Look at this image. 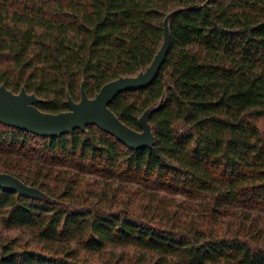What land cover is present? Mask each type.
I'll use <instances>...</instances> for the list:
<instances>
[{"label": "trees", "instance_id": "16d2710c", "mask_svg": "<svg viewBox=\"0 0 264 264\" xmlns=\"http://www.w3.org/2000/svg\"><path fill=\"white\" fill-rule=\"evenodd\" d=\"M175 10L156 78L109 105L138 131L155 108L153 146L0 121V172L47 194L0 187L30 235L0 232L3 264H264V0H0V86L66 111L145 70Z\"/></svg>", "mask_w": 264, "mask_h": 264}, {"label": "water", "instance_id": "95a60500", "mask_svg": "<svg viewBox=\"0 0 264 264\" xmlns=\"http://www.w3.org/2000/svg\"><path fill=\"white\" fill-rule=\"evenodd\" d=\"M175 12L176 10L165 18V37L160 50L151 64L137 75L122 76L105 83L95 97H90L82 85L80 100L75 101L69 96V109L59 113L41 110L37 104L42 99L35 93H29L26 88L16 93L2 84L0 121L44 136H62L77 128L86 129L88 125H97L131 148L153 146L155 136L149 119L155 108L148 109L142 114L139 120L142 130L138 131L125 124L109 105L119 93L146 87L156 78L169 51V20ZM0 187L31 197L47 196L40 188L6 172H0ZM0 264H3V256L0 258Z\"/></svg>", "mask_w": 264, "mask_h": 264}, {"label": "rangeland", "instance_id": "374dc122", "mask_svg": "<svg viewBox=\"0 0 264 264\" xmlns=\"http://www.w3.org/2000/svg\"><path fill=\"white\" fill-rule=\"evenodd\" d=\"M0 232L9 236H22V235H26L27 237L30 236L29 234H27L28 232L24 229H5L1 225H0ZM95 257L97 258L98 255H96Z\"/></svg>", "mask_w": 264, "mask_h": 264}]
</instances>
